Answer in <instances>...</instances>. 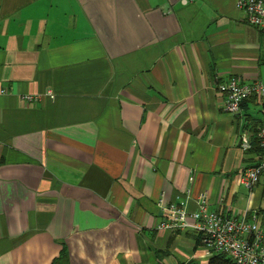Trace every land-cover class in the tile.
Returning <instances> with one entry per match:
<instances>
[{"label": "crops", "instance_id": "obj_1", "mask_svg": "<svg viewBox=\"0 0 264 264\" xmlns=\"http://www.w3.org/2000/svg\"><path fill=\"white\" fill-rule=\"evenodd\" d=\"M236 1L0 0V264H215L157 228L177 198L264 229V181L241 182L262 152L240 146L264 98L232 114L218 90L264 77Z\"/></svg>", "mask_w": 264, "mask_h": 264}, {"label": "built area", "instance_id": "obj_2", "mask_svg": "<svg viewBox=\"0 0 264 264\" xmlns=\"http://www.w3.org/2000/svg\"><path fill=\"white\" fill-rule=\"evenodd\" d=\"M236 6L244 11L248 24L264 34V0H237ZM224 94L225 109L232 114L239 112L242 103L255 96L264 98V77L254 82H244L230 77L218 84ZM6 93L0 89V94ZM50 97H53L50 94ZM21 100L27 103L37 101L39 96L24 94ZM256 138L263 150L258 161L244 169L241 182L252 188L264 181V118L257 130ZM240 146L243 151L251 148L247 135L241 134ZM187 198H177L162 206V218L157 228L160 230L191 231L199 236L208 254L225 255L235 264H264V229L258 224L257 217H234L210 211L200 196L197 208L189 211Z\"/></svg>", "mask_w": 264, "mask_h": 264}, {"label": "trees", "instance_id": "obj_3", "mask_svg": "<svg viewBox=\"0 0 264 264\" xmlns=\"http://www.w3.org/2000/svg\"><path fill=\"white\" fill-rule=\"evenodd\" d=\"M252 147L261 150V152L263 153V150L261 149L257 138L254 144L252 145ZM198 240H200L199 236H198ZM212 262L215 264H235L230 258H227L225 255L222 254L215 256ZM52 264H68L67 253H65V251L62 250L60 255L53 260Z\"/></svg>", "mask_w": 264, "mask_h": 264}]
</instances>
